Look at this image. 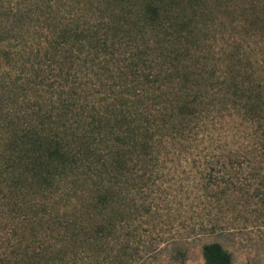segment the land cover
<instances>
[{
	"label": "trees",
	"instance_id": "trees-1",
	"mask_svg": "<svg viewBox=\"0 0 264 264\" xmlns=\"http://www.w3.org/2000/svg\"><path fill=\"white\" fill-rule=\"evenodd\" d=\"M217 12L235 35L215 75L197 52ZM217 106L237 125L213 138L198 129ZM208 139L263 178L264 0H0V264H150L134 175L176 144L190 167ZM196 167L186 179L201 182ZM246 189L215 177L198 191ZM201 254L234 264L220 239Z\"/></svg>",
	"mask_w": 264,
	"mask_h": 264
},
{
	"label": "rangeland",
	"instance_id": "rangeland-1",
	"mask_svg": "<svg viewBox=\"0 0 264 264\" xmlns=\"http://www.w3.org/2000/svg\"><path fill=\"white\" fill-rule=\"evenodd\" d=\"M210 20H213L214 25L204 31L202 48L197 55L203 63L202 71L217 75L226 69V57L235 30L223 12H217ZM260 39L262 36L256 35L250 41L256 42L258 46L262 42ZM221 112L217 106L214 114H206L205 122L198 129L200 133L214 138L227 134L229 124L237 125L229 123L226 109ZM204 144L208 147L201 145L193 150L195 155H191L193 165L190 167L177 165L176 144L162 151L156 162L152 161L134 175L140 182L134 187L133 198L138 202L145 200L153 210H150V214H145L143 210L142 222L135 220L136 230L133 231L140 233L142 243L155 251V258L150 264H203L202 244L219 239L232 252L234 264L261 261L264 258V169L260 171L263 178L254 179L250 168L245 166V155L238 152L236 155L230 154L228 159V154L216 146L218 144L213 139H208ZM201 163H205L209 171L205 176L202 175L204 179L201 182L196 178L186 179L188 175L197 174L196 166ZM214 176L223 186L246 187L244 192L248 191L249 196L257 195L246 199L245 195L230 193L218 199L207 192H199L201 185L204 187L215 181ZM179 184L186 191L177 194ZM205 203L207 207H204ZM214 227L223 233L222 238L205 234V229Z\"/></svg>",
	"mask_w": 264,
	"mask_h": 264
}]
</instances>
